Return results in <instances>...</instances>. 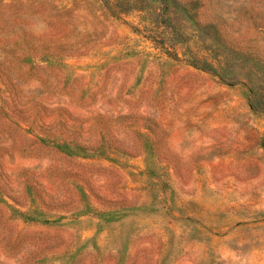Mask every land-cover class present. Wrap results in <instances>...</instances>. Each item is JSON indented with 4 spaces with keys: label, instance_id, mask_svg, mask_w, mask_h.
Instances as JSON below:
<instances>
[{
    "label": "rangeland",
    "instance_id": "1",
    "mask_svg": "<svg viewBox=\"0 0 264 264\" xmlns=\"http://www.w3.org/2000/svg\"><path fill=\"white\" fill-rule=\"evenodd\" d=\"M0 264H264V0H0Z\"/></svg>",
    "mask_w": 264,
    "mask_h": 264
}]
</instances>
